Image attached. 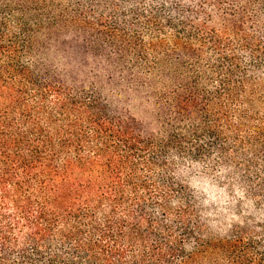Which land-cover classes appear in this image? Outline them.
Wrapping results in <instances>:
<instances>
[{"label": "trees", "instance_id": "16d2710c", "mask_svg": "<svg viewBox=\"0 0 264 264\" xmlns=\"http://www.w3.org/2000/svg\"><path fill=\"white\" fill-rule=\"evenodd\" d=\"M0 264H264V0H0Z\"/></svg>", "mask_w": 264, "mask_h": 264}]
</instances>
